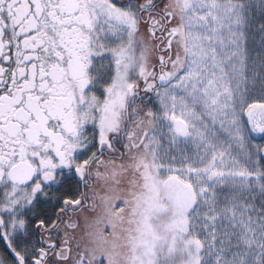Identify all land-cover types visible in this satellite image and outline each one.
Returning <instances> with one entry per match:
<instances>
[{"label": "snow or ice", "instance_id": "obj_1", "mask_svg": "<svg viewBox=\"0 0 264 264\" xmlns=\"http://www.w3.org/2000/svg\"><path fill=\"white\" fill-rule=\"evenodd\" d=\"M0 264H264V0H0Z\"/></svg>", "mask_w": 264, "mask_h": 264}]
</instances>
